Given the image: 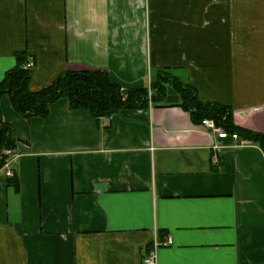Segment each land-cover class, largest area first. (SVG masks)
<instances>
[{
	"label": "crops",
	"instance_id": "crops-1",
	"mask_svg": "<svg viewBox=\"0 0 264 264\" xmlns=\"http://www.w3.org/2000/svg\"><path fill=\"white\" fill-rule=\"evenodd\" d=\"M18 52L35 63L31 90L104 69L128 92L165 69L264 133V0H0V82ZM0 116L16 139L0 169V264H141L155 237L172 238L159 264H264L258 143L179 105L96 118L61 98L25 117L4 93Z\"/></svg>",
	"mask_w": 264,
	"mask_h": 264
},
{
	"label": "trees",
	"instance_id": "trees-1",
	"mask_svg": "<svg viewBox=\"0 0 264 264\" xmlns=\"http://www.w3.org/2000/svg\"><path fill=\"white\" fill-rule=\"evenodd\" d=\"M16 58V65L6 72L0 82V96L8 94L14 109L25 117H47L51 104L61 98H66L72 109L86 110L96 118L109 117L122 109L179 105L190 113L194 123L201 124L204 119H212L229 134L256 142L264 151V133L238 124L231 105L200 100L194 85L168 70L157 71L149 86L128 92L112 81L104 69H65L51 84L31 90L32 71L24 67L27 55L18 52ZM170 87L179 95V102H166ZM15 145L12 125L0 116V169L6 164V151ZM10 181L18 188L17 178L11 177Z\"/></svg>",
	"mask_w": 264,
	"mask_h": 264
},
{
	"label": "built area",
	"instance_id": "built-area-1",
	"mask_svg": "<svg viewBox=\"0 0 264 264\" xmlns=\"http://www.w3.org/2000/svg\"><path fill=\"white\" fill-rule=\"evenodd\" d=\"M35 63L33 60H29L24 67L27 69H32L34 67ZM151 94V91H150ZM203 126L207 127L208 129H210L213 133H216L218 136L220 137H226L227 135H229V133L224 130L222 127L216 125L215 121L212 119H204L201 123ZM232 136L236 139L239 138V136L237 134H232ZM241 144H250L251 141L249 140H241L240 142ZM6 152L10 153L9 150H7ZM172 243V238L169 237V239L165 242H161L158 237H155L152 245L150 247V249L148 250V252L143 256L142 260H141V264H159L158 263V253L160 250V247L162 245H168Z\"/></svg>",
	"mask_w": 264,
	"mask_h": 264
}]
</instances>
